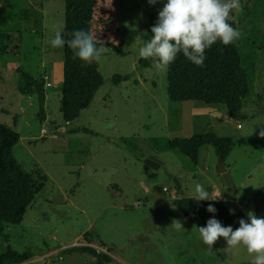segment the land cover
<instances>
[{
	"label": "rangeland",
	"instance_id": "374dc122",
	"mask_svg": "<svg viewBox=\"0 0 264 264\" xmlns=\"http://www.w3.org/2000/svg\"><path fill=\"white\" fill-rule=\"evenodd\" d=\"M241 1L229 17L238 24L240 50L250 61L252 91L239 118H230L222 106L171 101L167 67H157L156 59L148 68L139 66L146 58L138 55L163 0H115V43L123 55L102 48L97 61L104 84L90 107L65 123L60 110L63 47L49 43L55 30L63 38L65 1L0 0V31L12 37V55L0 56V123L19 133L13 155L44 186L22 223L5 226L9 241L0 238V251L7 245L31 251L34 257L24 264H97L89 255L65 252L82 245L112 258L111 264H250L243 246L224 243L209 249L173 205L176 199L195 198L196 183L204 185L208 199L226 203L214 148L203 146L194 166L180 152H160L149 142L204 133L231 138L225 163L238 190L234 206L255 214L254 200L264 187V0ZM18 69L44 83V122L37 94L19 92L24 82ZM115 75L131 78L114 85ZM78 128L91 133H71ZM150 157L164 163L180 189L162 170L145 164Z\"/></svg>",
	"mask_w": 264,
	"mask_h": 264
},
{
	"label": "trees",
	"instance_id": "16d2710c",
	"mask_svg": "<svg viewBox=\"0 0 264 264\" xmlns=\"http://www.w3.org/2000/svg\"><path fill=\"white\" fill-rule=\"evenodd\" d=\"M65 1V29L64 39H70L74 30L83 29L93 35L94 44L99 48H106L113 53L123 55V51L115 43V33L118 30L114 13L115 0H64ZM242 5V1L240 0ZM231 13V11H230ZM229 13V15H230ZM247 15L245 16V18ZM227 22L238 30V24L230 17ZM240 38V37H239ZM239 39L223 45L217 41L205 50V61L202 67L190 63L181 53L167 66V92L174 102L196 101L207 106H222L228 111L230 118L237 119L244 106V101L250 96L252 82L249 71L250 61H246L241 52ZM12 37L0 31V56L12 55L10 45ZM255 58V55H253ZM155 58L142 59L139 66L150 67ZM249 60V57H248ZM24 86L19 88L22 95L37 94L39 103L38 117L41 122L46 119L45 87L44 83L36 80L29 73L18 69ZM62 99L61 114L65 123L77 120L81 113L88 109L95 95L104 84L98 61L84 63L73 58L72 51L63 47L62 68ZM130 75H115L112 83L119 85L130 81ZM91 133L86 128L71 130V133ZM20 135L14 129L0 123V238L9 241L5 236L6 225L22 223L26 210L32 205L36 195L43 185H37L32 176L26 173L13 155L14 147L19 143ZM152 147L160 152L177 151L185 155L194 166L199 164L200 149L209 145L214 148L217 156L224 160L230 155L233 141L229 137H221L215 133L194 135L191 138H151ZM255 215L264 217V187L256 195ZM208 204L215 209V218L225 226L238 227L239 219H246V215L237 207L236 216H232L225 202L212 200L199 201L195 198H183L173 201V205L197 229L205 225L212 217L205 211ZM224 244L218 239L213 247ZM65 252L86 254L94 257L97 264H111L112 258L87 245L70 247ZM34 257L31 251L20 253L7 245L0 251V264H24Z\"/></svg>",
	"mask_w": 264,
	"mask_h": 264
},
{
	"label": "clouds",
	"instance_id": "9594fccd",
	"mask_svg": "<svg viewBox=\"0 0 264 264\" xmlns=\"http://www.w3.org/2000/svg\"><path fill=\"white\" fill-rule=\"evenodd\" d=\"M148 2L154 4L157 0ZM240 7V0H163L156 21L149 29L151 36L142 40L138 55L155 58L157 67L166 68L181 53L193 65L202 67L206 49L217 41L226 46L239 39L240 32L227 19L231 10ZM70 35V39H64L61 32L55 30L49 43L53 48L67 45L73 58L84 63L100 59L103 49L95 46L91 33L78 29ZM260 134L264 136V132ZM194 194L199 201L210 200L201 183L195 184ZM205 211L212 217L198 228L203 244L211 249L218 239H222L226 247L243 246L251 256L250 264H264V217L248 212L246 219H239L238 227L233 229L215 218L216 209L212 204H208ZM229 212L231 214V209ZM173 223L182 228L180 222Z\"/></svg>",
	"mask_w": 264,
	"mask_h": 264
},
{
	"label": "water",
	"instance_id": "95a60500",
	"mask_svg": "<svg viewBox=\"0 0 264 264\" xmlns=\"http://www.w3.org/2000/svg\"><path fill=\"white\" fill-rule=\"evenodd\" d=\"M145 164L154 170H162L167 176L172 186H175L176 189L181 188V184L178 178L170 174L167 171L164 163L161 162L159 159L155 157H150L145 160ZM216 170H217L218 175L221 177L223 184L227 190V197H226L227 208L228 210L231 209L232 216H236L238 214V211L235 209L234 202L237 199L238 190L233 186V183L231 182V179H230L227 167H226L225 160L221 156H219V161H218Z\"/></svg>",
	"mask_w": 264,
	"mask_h": 264
},
{
	"label": "crops",
	"instance_id": "0c3cea01",
	"mask_svg": "<svg viewBox=\"0 0 264 264\" xmlns=\"http://www.w3.org/2000/svg\"><path fill=\"white\" fill-rule=\"evenodd\" d=\"M247 99H248V98H247ZM247 99H246V100H247ZM246 100H245V101H246ZM245 101H244V103H245ZM203 104H204V103H203ZM204 105H205V104H204ZM243 109H244V106H243ZM243 109H242V111H241L240 115L242 114V112H243ZM238 118H239V117H238ZM217 135H218V136H220L219 134H217ZM221 137H227V136H221ZM201 149H202V148H201ZM201 149H200V150H201ZM175 152H176V151H175ZM200 159L203 161V158H202V156H200Z\"/></svg>",
	"mask_w": 264,
	"mask_h": 264
}]
</instances>
